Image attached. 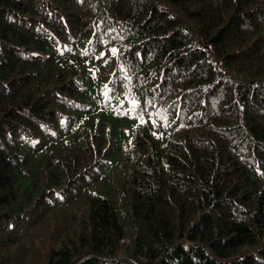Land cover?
<instances>
[{
    "label": "trees",
    "instance_id": "1",
    "mask_svg": "<svg viewBox=\"0 0 264 264\" xmlns=\"http://www.w3.org/2000/svg\"><path fill=\"white\" fill-rule=\"evenodd\" d=\"M0 264H264V0H0Z\"/></svg>",
    "mask_w": 264,
    "mask_h": 264
}]
</instances>
